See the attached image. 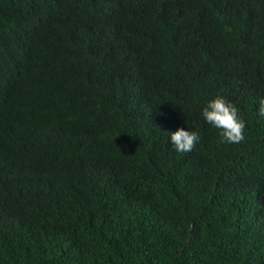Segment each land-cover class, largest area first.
I'll use <instances>...</instances> for the list:
<instances>
[{
  "label": "trees",
  "instance_id": "obj_1",
  "mask_svg": "<svg viewBox=\"0 0 264 264\" xmlns=\"http://www.w3.org/2000/svg\"><path fill=\"white\" fill-rule=\"evenodd\" d=\"M261 98L264 0H0V264H264Z\"/></svg>",
  "mask_w": 264,
  "mask_h": 264
},
{
  "label": "clouds",
  "instance_id": "obj_2",
  "mask_svg": "<svg viewBox=\"0 0 264 264\" xmlns=\"http://www.w3.org/2000/svg\"><path fill=\"white\" fill-rule=\"evenodd\" d=\"M259 114L264 116V98L259 100ZM201 115L203 119L218 129L220 142L240 143L244 140V122L237 116V108L224 96L217 95L206 103ZM171 145L176 152H190L199 140L195 131H186L178 128L170 135Z\"/></svg>",
  "mask_w": 264,
  "mask_h": 264
}]
</instances>
